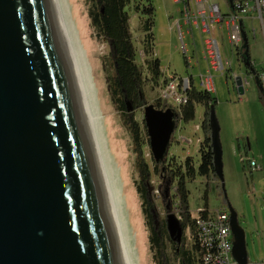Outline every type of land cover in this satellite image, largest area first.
<instances>
[{
	"label": "water",
	"instance_id": "obj_1",
	"mask_svg": "<svg viewBox=\"0 0 264 264\" xmlns=\"http://www.w3.org/2000/svg\"><path fill=\"white\" fill-rule=\"evenodd\" d=\"M232 3V0H228ZM243 61L258 88L259 72ZM238 94L244 78L235 77ZM172 110L144 109L152 158L167 153ZM224 183L222 145L214 143ZM233 256L249 264L230 207ZM179 220L168 228L179 243ZM0 264H128L89 104L57 0H0Z\"/></svg>",
	"mask_w": 264,
	"mask_h": 264
},
{
	"label": "rangeland",
	"instance_id": "obj_2",
	"mask_svg": "<svg viewBox=\"0 0 264 264\" xmlns=\"http://www.w3.org/2000/svg\"><path fill=\"white\" fill-rule=\"evenodd\" d=\"M60 1L66 24L71 31L70 36L75 51L76 53L79 51V54L77 53L78 62L83 72L82 77L84 81L86 80L88 87L87 95L90 98L92 112L94 110L93 116L97 120V122L95 120L96 130L111 180V188L116 204H118L117 209H119L121 225L123 224L122 231L126 238L127 251L132 264H155L149 243L150 232L137 189L140 176L136 167L132 137L116 109L110 90V77L113 73L108 62L109 47L92 26L89 17L90 6L86 0ZM152 1L156 9L153 30L154 53L161 62L163 73V79L158 84L153 82L147 65L149 57L144 51L142 20L135 10L139 0H131L127 8L131 18L133 41L137 50V64L145 79L144 91L148 106L161 100V88L167 86L173 78L177 81H184L192 77L197 90L203 91L205 89L202 86L201 77L209 76V68L203 58V46L204 39L210 35H202L195 28L188 33L191 27L184 25L181 20L182 6L175 4L174 0ZM210 2L218 3L224 13L227 11L223 0H210ZM178 21L183 27L184 44L191 54L192 51L196 52L194 60H199L198 63L194 62L197 65L195 68H188L181 51L182 43L176 25ZM245 25L249 30L255 29V37L253 38L251 33L249 40L251 55L256 61V68H264V33L256 23L248 18L245 20ZM214 29L215 39L220 42L223 62L232 60L229 61L232 65L221 68L222 72L213 68L214 71L211 74L215 85L213 96L217 99L215 112L220 125L224 183L219 176L209 179L197 176L195 180L188 181L190 212L195 215L199 209L206 208L210 212L226 210L230 213L229 209L232 207L238 215L240 226L246 232L249 261L259 262L264 260V105L259 102L256 87L252 91L254 96L250 92L252 87L249 88V85L246 94L243 96L238 94L235 77L239 76L240 68H245V65L240 58L236 57L228 44L227 29L225 27ZM204 114V107L199 105L196 107L194 121L179 124L174 142L169 149L170 158H175L178 163H184L186 158L191 157L196 167L200 165L199 149L204 139L201 128ZM136 120L145 136L144 158L151 169L152 182L157 184L158 177L153 173L149 139L144 130L143 110L136 112ZM242 156L248 157L244 163L241 162ZM249 159L258 163L257 170L251 168ZM205 194L208 196L207 206L204 199ZM164 218L162 215V219ZM185 236L191 246L193 239L190 229L185 232Z\"/></svg>",
	"mask_w": 264,
	"mask_h": 264
},
{
	"label": "trees",
	"instance_id": "obj_3",
	"mask_svg": "<svg viewBox=\"0 0 264 264\" xmlns=\"http://www.w3.org/2000/svg\"><path fill=\"white\" fill-rule=\"evenodd\" d=\"M90 6L89 17L97 35L104 39L109 47L108 62L112 71L110 90L117 111L122 116L129 130L136 155V167L140 176L138 193L142 200V209L150 232L149 243L155 264H202V253L198 244L195 215L190 212V192L187 182L197 176L204 178L218 177L214 157V143L220 139V125L216 116L217 99L208 91H199L190 78L187 90V102L176 108L168 102L158 100L153 106L156 109L172 110L175 114V131L171 138L167 153L159 162L153 159V173L158 183L152 182V172L143 154L144 132L136 120V112L148 106L145 96V79L137 64V50L133 41L131 18L127 8L131 0H86ZM136 12L141 16L145 54L149 57L147 65L153 82L158 84L163 79L161 62L155 57V15L156 9L152 0H139ZM243 35L247 37L246 31ZM244 45V42H243ZM243 47V46H242ZM249 47V46H248ZM241 58L245 59L242 48ZM250 70H255L248 56ZM256 71V70H255ZM259 100L264 105V92L258 88ZM205 109L201 125L204 139L200 143V165L195 166L191 157L184 163H178L169 157V149L174 142L175 132L180 123L188 124L196 118V107ZM144 130L149 139L144 122ZM150 142V141H149ZM206 206L208 196L205 194ZM176 209L181 215L179 227L182 230V241L179 243L168 228L170 217H176ZM206 209V208H205ZM163 213V214H162ZM164 215V219H162ZM190 229L193 244L189 246L185 232Z\"/></svg>",
	"mask_w": 264,
	"mask_h": 264
},
{
	"label": "built area",
	"instance_id": "obj_4",
	"mask_svg": "<svg viewBox=\"0 0 264 264\" xmlns=\"http://www.w3.org/2000/svg\"><path fill=\"white\" fill-rule=\"evenodd\" d=\"M215 1V0H214ZM175 4L182 6L181 14L185 24L190 26L188 32L193 28L202 33L210 34L211 28L225 27L228 32V44L236 56L241 54L243 45V31H245V20L248 18L256 23L264 33V0H223L227 11L224 13L218 3H211L210 0H174ZM182 43V53L185 56L186 64L191 68L196 52L192 54L184 44L182 26L177 25ZM254 32V29H252ZM191 54V56H189ZM203 55L209 61L210 68L221 71L232 65L226 60L223 62L221 46L218 39L209 36L204 41ZM259 83L264 92V69L259 72ZM202 86L205 91L213 94L215 85L211 74L201 77ZM190 88V79L172 81L161 88L162 102L172 103L176 108H180L187 102L186 92ZM250 166L257 169L254 160H249ZM176 218L181 220V215L176 209ZM195 226L197 230L198 244L202 253V264H238L233 256L234 237L231 230L230 213L226 210L210 212L208 209H199L195 214ZM249 264H264V260L250 262Z\"/></svg>",
	"mask_w": 264,
	"mask_h": 264
},
{
	"label": "bare ground",
	"instance_id": "obj_5",
	"mask_svg": "<svg viewBox=\"0 0 264 264\" xmlns=\"http://www.w3.org/2000/svg\"><path fill=\"white\" fill-rule=\"evenodd\" d=\"M58 1V4H59V8H60V11H61V14H62V17H63V20H64V24H65V27H66V30H67V33H68V36H69V39H70V43H71V46H72V49H73V53H74V56H75V60H76V63H77V67H78V70H79V73H80V77H81V80H82V84H83V87H84V90H85V94H86V97H87V101H88V104H89V109H90V113H91V117H92V121H93V125H94V129H95V133H96V137H97V140H98V144H99V147H100V151H101V154H102V158H103V161H104V157H103V153H102V147H101V145H100V142H99V138H98V134H97V130H96V125H95V118H94V116H93V112H94V110H93V112H92V108H91V103H90V98H88V95H87V85H86V83H85V81H84V78L82 77V73L83 72H81V68H80V65H79V62H78V56H77V53L79 52H77L76 53V51H75V46L73 45V42H72V39H71V36H70V32L71 31H69V29H68V26H67V24H66V21H65V18H64V14H63V10H62V5H61V1L60 0H57ZM70 27V26H69ZM73 41H74V39H73ZM76 44V43H75ZM79 54V53H78ZM86 75V74H85ZM85 75H83V76H85ZM87 77V76H86ZM88 79V78H87ZM87 84H88V82H87ZM90 88V87H89ZM90 92H91V90H89ZM91 94V93H90ZM93 100V99H92ZM92 102V101H91ZM95 109H96V107H95ZM95 116H96V114H95ZM96 122H97V120H96ZM98 128H99V126H97ZM100 130V129H99ZM99 130H98V132H99ZM104 165H105V161H104ZM105 168H106V165H105ZM106 172H107V169H106ZM107 175H108V172H107ZM108 179H109V176H108ZM113 180V179H112ZM110 179H109V185H110V191H111V196H112V200H113V204H114V209H115V213H116V217H117V221H118V225H119V229H120V234H121V238H122V242H123V246H124V250H125V254H126V258H127V263L128 264H132V261H131V259H130V254L128 253V251H127V247H126V243L127 242H125V237H124V234H123V231H122V225H121V221H120V217H119V213H118V211H119V209H117V205L118 204H116V201H115V197H114V194H113V191H112V186H111V183H110ZM112 182H114V181H112ZM116 192V191H115ZM118 199V198H117ZM118 202V201H117ZM124 227H126L125 225H124Z\"/></svg>",
	"mask_w": 264,
	"mask_h": 264
},
{
	"label": "crops",
	"instance_id": "obj_6",
	"mask_svg": "<svg viewBox=\"0 0 264 264\" xmlns=\"http://www.w3.org/2000/svg\"><path fill=\"white\" fill-rule=\"evenodd\" d=\"M181 20L183 21V23H184V25L185 26H188V25H186L185 24V20H184V17L182 16L181 17ZM181 25L180 24V21H178L177 23H176V25ZM182 26V25H181ZM259 27V26H258ZM182 29H183V27H182ZM252 29H254V28H252ZM249 30L248 29V27L245 25V31H246V34H247V40H248V46H249V40H250V35H251V33H252V36H253V38L255 37V29H254V32H253V30ZM188 32V31H187ZM189 33V32H188ZM202 35L203 34H207V33H202V32H200ZM184 35V34H183ZM211 37H213V38H215L216 37V33H215V29L214 28H211V30H210V34H209ZM206 39H204V41H205ZM243 46V45H242ZM242 51V50H241ZM249 54H250V59H251V62H252V64L254 65V69L257 71V72H260V71H262L264 68H256L257 66H256V61H255V59H253V56L251 55V48H250V46H249ZM156 56V55H155ZM238 59L240 58V55L239 56H236ZM203 58H204V55H203ZM204 61H205V63H207L206 64V66L209 68V75L210 74H212V71H214V69L213 68H210V65H209V61L207 60H205V58H204ZM228 61H232L231 59H229ZM198 62H199V60H198ZM197 65L195 64V63H192V66H191V68H195ZM188 68H190V67H188ZM221 70H223V69H221ZM222 72V71H221ZM247 71H246V68H240V72L238 73L239 74V76H242L243 78H244V88H245V94H246V92L248 91V89H247V86L249 85V88L250 87H252L251 88V90H250V92L251 93H253V96L255 95L254 94V92H252V91H254L255 90V87L257 88V90H258V86H257V84H256V82H255V80L251 77V76H248L247 74ZM191 79H192V77H191ZM214 94V93H213ZM212 94V95H213ZM260 102V101H259ZM249 149H250V147H249ZM247 153V152H246ZM246 158H248V157H241V162L242 163H244L245 161H246ZM250 160V159H249ZM255 161V160H254ZM256 162V161H255ZM256 164H257V167H258V163L256 162ZM253 169V168H252ZM254 170V169H253ZM257 170V169H256Z\"/></svg>",
	"mask_w": 264,
	"mask_h": 264
},
{
	"label": "flooded vegetation",
	"instance_id": "obj_7",
	"mask_svg": "<svg viewBox=\"0 0 264 264\" xmlns=\"http://www.w3.org/2000/svg\"><path fill=\"white\" fill-rule=\"evenodd\" d=\"M240 59H241V55H240Z\"/></svg>",
	"mask_w": 264,
	"mask_h": 264
}]
</instances>
